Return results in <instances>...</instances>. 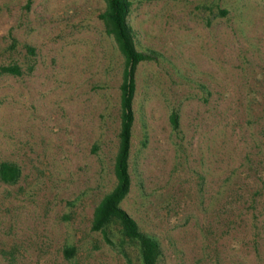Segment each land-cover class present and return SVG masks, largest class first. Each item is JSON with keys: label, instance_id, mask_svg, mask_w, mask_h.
Segmentation results:
<instances>
[{"label": "rangeland", "instance_id": "rangeland-1", "mask_svg": "<svg viewBox=\"0 0 264 264\" xmlns=\"http://www.w3.org/2000/svg\"><path fill=\"white\" fill-rule=\"evenodd\" d=\"M26 1L0 0V64L21 69L0 74V159L21 166L0 181V264H142L114 224L110 240L90 227L115 183L124 66L105 1ZM131 1L154 58L135 72L122 206L157 264H264V0Z\"/></svg>", "mask_w": 264, "mask_h": 264}, {"label": "trees", "instance_id": "trees-1", "mask_svg": "<svg viewBox=\"0 0 264 264\" xmlns=\"http://www.w3.org/2000/svg\"><path fill=\"white\" fill-rule=\"evenodd\" d=\"M32 0L26 1L29 6ZM105 8L99 13L105 31L112 36L124 57L122 80L120 83V121L117 132L118 142L114 156L113 172L115 183L106 191L95 205L90 227L101 231L108 240L110 225L115 226L122 239L138 249L142 264H157L162 249L157 238L142 230L136 219L122 206L121 201L127 196L132 185L130 157L132 149V130L135 120L133 101L136 91L135 72L141 61L154 58V54L136 47L132 28L128 22L131 0H104ZM221 13L226 9L221 8ZM31 67V65H30ZM21 72L17 63L0 64V74ZM172 128L179 126V113L172 109L169 113ZM21 176V166L10 159H0V181L13 184ZM110 240V239H109ZM122 245L126 242H120ZM65 258H72L76 246L68 244L62 248Z\"/></svg>", "mask_w": 264, "mask_h": 264}]
</instances>
